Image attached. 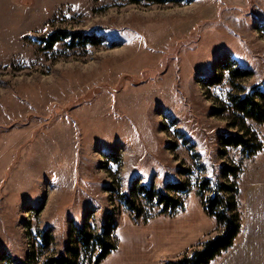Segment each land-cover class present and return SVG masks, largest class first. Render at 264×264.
<instances>
[{
	"label": "rangeland",
	"instance_id": "obj_1",
	"mask_svg": "<svg viewBox=\"0 0 264 264\" xmlns=\"http://www.w3.org/2000/svg\"><path fill=\"white\" fill-rule=\"evenodd\" d=\"M259 85L264 0H0V264H42L111 222L117 248L100 264L179 259L220 232L196 195L205 179L238 190L241 240L211 263L232 264L251 180H264V124L232 100ZM241 135L261 150L221 145ZM140 186L183 211L134 220L122 201L143 204Z\"/></svg>",
	"mask_w": 264,
	"mask_h": 264
},
{
	"label": "trees",
	"instance_id": "obj_2",
	"mask_svg": "<svg viewBox=\"0 0 264 264\" xmlns=\"http://www.w3.org/2000/svg\"><path fill=\"white\" fill-rule=\"evenodd\" d=\"M132 3H139L141 0H129ZM155 3H163L164 0H149ZM72 36V35H71ZM68 34L58 33V36L51 35L47 39V47L53 43L67 38ZM248 71L237 68L233 71L235 78L248 76ZM209 84L217 82L215 77L207 80ZM261 86L255 88L252 92L244 94L238 101H233L235 111L243 118L250 119L258 124H264V89ZM255 139H244L241 136H226L221 138V145L224 147H240L246 157H251L261 150V144L256 143ZM249 142H252L250 145ZM227 172L232 173L228 166L223 167ZM209 180H203L196 191L204 213L214 219L220 232L203 240L199 249H191L189 254L182 255L179 259L166 261L164 264H211L214 259L226 252L233 244L240 232L241 219L238 211L237 188L232 184L217 183L210 185ZM172 192L178 195H187L189 190L184 184L169 183L168 187ZM139 197L143 204H135L131 196L122 202L129 210L134 220H137L143 214L144 208L150 210L160 207L158 214L173 217L183 211L184 204L180 199L171 197L166 193L154 192L150 188L140 186L138 189ZM207 193V195H204ZM143 205H145L143 207ZM153 216L144 215V222H147ZM115 228L113 222L109 226H103L97 233H93L84 227L76 230L72 242L65 246L64 252L49 256L42 264H100L110 253L116 250L117 244L113 243L107 237L110 228ZM43 247H48L51 242L47 232L41 234ZM83 258V259H82ZM85 258V260H84Z\"/></svg>",
	"mask_w": 264,
	"mask_h": 264
},
{
	"label": "crops",
	"instance_id": "obj_3",
	"mask_svg": "<svg viewBox=\"0 0 264 264\" xmlns=\"http://www.w3.org/2000/svg\"><path fill=\"white\" fill-rule=\"evenodd\" d=\"M251 200L245 213L243 251L232 255V264H264V180H251L249 187ZM240 233L232 245V250L240 242Z\"/></svg>",
	"mask_w": 264,
	"mask_h": 264
}]
</instances>
